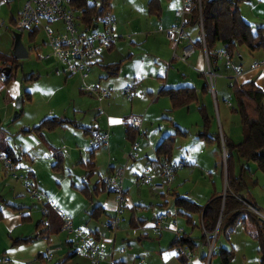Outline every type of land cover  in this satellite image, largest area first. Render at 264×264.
I'll return each instance as SVG.
<instances>
[{"label":"rangeland","instance_id":"rangeland-1","mask_svg":"<svg viewBox=\"0 0 264 264\" xmlns=\"http://www.w3.org/2000/svg\"><path fill=\"white\" fill-rule=\"evenodd\" d=\"M93 1L94 0H87L88 3H93ZM160 1L162 9L164 10L165 19H171L174 21L175 16L173 15V12L175 9L182 8V0ZM233 1L237 4V7H240L239 9L242 10V16H245L244 19L252 25L254 31H256L259 26L264 25V0ZM23 2V0H0V53L2 54L10 55L12 53L14 41L13 33L18 32L14 20L19 17ZM97 3H99V0H97ZM110 11L114 16V26L118 27V32L121 36L117 39L118 46L111 57L115 60H123L119 75L114 77L105 78L104 76L106 73L103 69H101L102 72L98 73L95 72V70L94 72L92 71V73L86 78H83L78 73L72 74L66 63H62L52 56L43 58L50 52L48 45L44 44L45 36L43 31L40 30L37 34L31 36L29 29L20 30L21 41L28 49V55L18 60L19 65L16 68V78L6 86L8 93H6L5 90L0 93V124L2 127H5L8 132V141L13 146L19 145L18 140H20V136L24 135H21L22 133L12 135V133L18 132L27 124L33 125L46 116L58 115L74 118L75 120L85 123V125H98L101 128L99 132L109 133V131H102L109 118H114V115L122 118L124 115L132 111L134 116L143 117L145 123L144 127L147 129L146 136L152 141L153 149L160 144L168 147L171 152V163L181 162L184 157L187 160L191 158L189 160V162L191 161L192 163L191 166L184 168L180 167L175 172L174 176L179 175L180 177H176L175 184L181 193L191 191L188 193L199 195V203L204 206L207 202V195L211 193L210 189H208V194L205 193L206 187L204 184L207 183V186H212L210 183L213 181V178H211L207 172L202 173L200 166L198 165H210L213 167V171H215L214 154H217L218 156L216 155V159L218 160V169L215 171L216 185L217 187H220L219 189H223L224 175H220L222 171L223 173L225 172L226 168L223 137L225 138V136H227V131H230L233 135L238 137L239 141L243 139L241 118L236 110L237 102L233 94L232 86L230 85L233 82V79L229 77V74L225 73L224 70L227 67H225L224 63L219 59L218 68L214 70L216 75L214 80L216 94L215 92L213 93L210 86L208 91L209 94L207 93L205 98L202 96V93H200L198 101L190 104L188 108L182 107L174 110L170 106L168 97L158 95L157 93L158 88H156L155 84L162 80V77L158 75L163 74L165 77V72L168 71L171 75V80L176 83L178 79L183 78L182 75L178 73V71L181 73L179 65L183 64L188 69L193 70L191 72V77H186L188 81L186 82V85H193L195 83L193 81L198 80L199 70L194 68V65L189 62V57H187L186 60H182L180 56L182 53L179 54L177 51L176 53L172 50L171 54H169V60L171 59L172 61L174 59L171 67H161V73H158V70L151 71L154 69L155 65L153 61L154 57L157 51H159L156 47L157 42L158 45H160V37H166L167 42L172 43L174 48L175 43L168 38L166 32L159 31V37H157L156 42V40H154L155 35L151 33V30L146 29V22L150 16L148 12V0H112ZM185 14L186 13L183 14L182 18H184ZM82 15L83 13L81 9L77 8L76 16L79 18L77 19V25L79 27L85 25L81 20ZM154 18L157 20V17ZM176 19L180 20L181 18ZM52 25H54V23H52ZM139 25H141L142 28L138 30V32L142 30V33L138 34V36H134L132 31L139 28ZM159 26H162L164 29L170 28V26L165 27L163 23H157V29ZM187 27L189 29L193 28L194 30L191 35L192 39L198 40L200 37L199 25L197 23L196 25L191 23L185 24V32ZM238 50L247 51L246 47L243 45L237 48L233 54L235 63H241L238 56ZM104 54H107L106 50H103V55ZM130 54H132L131 58H125ZM39 56H42V58ZM203 56L206 70L208 62L205 54ZM56 66L59 67L58 71L55 69ZM16 69L14 68V71ZM32 72L35 73L34 77L36 78L33 77L32 79L27 80L26 76L31 75ZM128 85L134 86L130 97L125 94V88ZM151 86L154 87V94L148 93L147 87ZM108 87L112 89V92L107 98H101L94 92L96 89L102 90ZM28 89L32 94V100L30 102L25 100V91ZM156 96H159V98L153 103L154 101L152 100H154ZM19 98L24 100V104L19 107L22 109L23 113L20 117L15 119V121H12V119L18 114L19 108L15 107V103ZM163 102H166V107H163ZM201 102L206 104V110L210 121L209 133L215 137L212 142H207L200 139L198 136V132L203 129L204 123L206 122L203 117L200 116L198 111L197 105ZM11 103L12 105H10ZM149 106H151V108L148 111L149 113L147 114V117H145L146 110ZM153 114H156L158 118H156L154 124L151 126L150 123ZM167 117H169V119ZM174 124L179 126L182 130H185L186 134L180 132L177 133L176 130L179 129V127L174 126ZM68 130H70L71 134L75 133L79 137H83L82 130L76 126H71ZM26 138L36 142V139L32 135H26ZM51 139L54 141V145L60 146L61 150H64V142L67 141L66 145L68 143V145L75 146L76 141V137H69L66 139L64 137V131L61 129L55 130L51 135ZM141 139L138 138L139 141ZM216 141L217 144L215 143ZM105 144L106 143L103 145L101 144L99 147L93 149L95 154H98L97 157L96 155L95 157L97 162L96 166L98 168L97 171L100 177L104 178L106 171L110 167V160L117 165V167L125 166L128 168L126 169L127 173H131L132 170L130 165L134 160H125L128 151L126 154L124 152H121L118 155L113 154V157L111 158L106 152V147H104ZM34 145L36 146V144ZM88 150L90 151L88 143H86L83 151V160H87L89 157ZM203 150H211L212 153H214L212 154L213 157H205L204 155L199 156ZM42 151L50 156V158L53 157L51 151H45L38 148L33 151V154H40ZM147 152L148 150H145L141 156L135 159L136 163H134L133 167L137 169L136 171L142 170L147 163L145 158ZM64 153L66 154V152ZM138 153L140 155V152ZM66 155L68 157L64 160V163L60 168L52 167L55 161L54 158L51 160L37 158V167L40 169L44 168V171L41 170L40 173V181L42 185L49 190H54L61 201L67 203L70 207L76 208L78 205H81L85 199L76 186H73L70 182L74 179V183L77 187L81 186L82 183L81 181L79 182L78 175H82V173L85 172V168L79 163L81 158L77 151L74 155H71V153ZM153 156L154 155H151V158ZM196 161H198L199 164H196ZM244 162L250 167V171L246 170L248 181H246V184L244 185H239L240 192L246 197L250 196L256 203L255 208L252 210L255 211L259 217L260 215L264 216V173H262L264 171H261L257 167V164L252 161ZM234 163H236V161H234ZM17 167V172L21 174L19 164H17ZM94 175V178H97V174L95 173ZM124 177L126 176L124 175ZM14 180L19 181V184L23 185L25 188L24 194L27 196V202L31 206L32 218L34 220L36 219L34 223L37 222V220L41 218L42 204L46 202L45 193H41V190L37 188L40 195L38 197H32L28 188L23 182H21V180ZM221 181H223V183ZM93 182L95 181L92 180V183ZM135 183L136 182L129 184V195L135 199L145 194L148 200V202L145 200L146 203L144 205L137 207L138 210L141 211L140 213L146 217L144 223L149 224L152 221L154 222L151 209H154L155 212L170 211L175 214L176 218L183 220L185 227H187L193 235L200 236L202 228L197 214H193L194 224L187 223L184 216L177 214L173 196L166 193L165 190L156 189L154 185L152 186L157 192H159L157 197L160 200L154 201L153 206L151 207L149 201L153 200H151L152 196L148 195L149 186L141 184L137 186ZM162 192L165 194V197L160 195ZM165 200L167 201V205H161L164 204ZM129 212L130 209L127 208L122 215L123 217L120 213V219L123 218V220H120L121 224H119L120 226H118L116 231L125 232L126 229H129V232H137L139 230L137 227L139 224L137 215L136 226H129ZM80 217L81 215L76 217L74 221L75 225L80 222ZM104 217L105 215H102L97 220H91V224L95 221L100 223L103 232H106L108 231V228L105 225H102ZM81 223L82 224H79V226L86 229L89 228V226H85V222ZM22 228L24 231H30L31 225L27 223ZM251 230L252 225L250 220H247L245 223L243 220L237 221L233 231L229 233L224 230L223 226L215 242L216 254L211 258V262L207 260L210 244L208 243L207 246L203 245V250L207 255L205 264H220L221 258L218 255V251L221 248L232 252L231 261L228 264H259L260 253L258 251V243L252 237ZM142 232V230L138 231V233ZM153 232L150 231V240L156 242L159 239V236L155 235ZM110 235L111 234H109V236ZM131 237H133V235ZM164 241V243H167V238ZM146 244V249L149 251L148 248L151 247V245L148 243ZM163 247L165 250L172 249L169 246V242ZM126 248L129 249L125 245V249ZM148 253V255L146 254L144 256L146 260H150V257L153 255L150 251ZM169 255L170 258L174 259L175 254L173 251H170ZM44 264H54V262L46 260Z\"/></svg>","mask_w":264,"mask_h":264},{"label":"crops","instance_id":"crops-1","mask_svg":"<svg viewBox=\"0 0 264 264\" xmlns=\"http://www.w3.org/2000/svg\"><path fill=\"white\" fill-rule=\"evenodd\" d=\"M176 10L178 9H175V11ZM239 10L240 12H242L241 9ZM175 11L173 12L174 16H175ZM148 12L150 16H149L148 21L146 22L147 24L146 29L151 30V33L155 35L154 40H156V42H157V37H159V32H161L157 29V23H161V24L163 23L165 27H169L183 20L185 24L191 23V24L196 25V23H192L190 21L191 20L190 12L186 13L184 15V18L181 17L180 20L179 19L177 20L176 18L178 17L176 16L174 18V21L171 19H165L164 10L162 9L160 0H152V2L151 0H148ZM154 17H157V20H155ZM243 18H245L244 15H243ZM17 19L16 20L13 19L15 23L17 22ZM261 26H264V25H261ZM141 28H142L141 25H139V28L132 31L134 36L135 35L138 36V34L142 33V30L138 32V30H140ZM114 29L117 35V38H116L117 40L121 36L119 35L118 27L114 26ZM40 30L41 28H30L29 32L31 33V31H35V34H37V32ZM193 32H194L193 28L189 29L187 27L186 32H185L186 34L185 39H183L180 43L175 45V48L172 43L167 42L166 37H160V45H158V42H157L156 48H158L159 51H157L154 57L153 61L155 65H154V69H152L151 71L158 70L157 71L158 73H161L160 69L161 67L163 68V66H166V68L171 67L174 59L172 61L171 59L169 60V54H171L172 50H174L175 52L177 51L179 54H181L184 46H186L187 44H192L195 47L194 52L190 56H188L189 62H191L192 65H194V68L199 70L198 80L193 81L195 82L194 84L192 83L193 85H186V82H188L186 77L187 76L191 77V74H192L191 72L193 70L188 69L183 64L179 65L181 68L179 69L181 70V73L180 71H178V73L181 74L183 78L178 79L176 83L175 81L171 80V75L169 74L168 71L165 72V75H166L165 77L163 76V74L158 75L162 77V80L158 81L155 84L156 88H158L157 93L158 95L168 97L171 108H172V105H171V100L169 96L163 93L162 94L159 93L160 90L163 88L177 87V86L194 87L196 95H197V101H198V96L200 95V93H202V96L204 98H205V95H207V93L209 94L208 92L209 87L205 86L206 79H205V64L203 61V57H204L203 47H200L198 44L199 40L200 39L202 40L201 26H199L200 37L198 40L192 39L191 35ZM116 40L108 49H106L107 54L103 55V51L100 53L96 61L91 65V70L89 72V75L90 73H92V71L94 72V70L97 73L102 72L101 69H103L106 73V75L104 76L105 78L114 77V76L119 75L123 60H115L113 59V57H111L113 52L116 50L118 46V40L117 42ZM218 43L219 42H217L214 45V52L223 49L222 44H218ZM44 44H46V42H44ZM239 47L240 46H238L237 48ZM233 54L232 56L229 55L230 56L229 65H226L225 60L221 59L225 67H227L224 70L225 73L229 74V77L233 79V82L245 83L248 81H254L262 90H264V65L253 67V64L255 62L264 63V50H257L252 53L249 52L248 49L247 51L238 50V56H239V60L241 63L234 62ZM129 57L131 58L132 54H130L129 56L125 58H129ZM43 58H48V57L46 55ZM219 59L220 58H216V57L214 58V64H213L215 68L214 70L218 68ZM118 62H121V64L117 72H114L113 70H111L113 68H110L107 66L108 64H114ZM55 69L56 71H58L59 67L56 66ZM4 71L2 72V75H0V93L3 90H5V92L8 93V89L6 88V86L15 80L17 69L15 71L13 69L10 77L7 80H5L3 76H8L10 74V70L7 75L4 74ZM34 74L35 73L32 72L31 75L26 76V79L27 80L32 79L34 77ZM147 88H148L147 89L148 93L154 94L155 90L153 86L147 87ZM214 92L216 94V90H214ZM25 94H26L25 100L30 102L32 100L31 91L28 89L25 91ZM158 98L159 96H156V98L152 100L154 101L153 103H155L158 100ZM204 102L199 103L197 105L198 108L200 106H204L206 109V104ZM17 103H20V107H21L22 104H24V100L19 98L15 103V107ZM10 105H12V103ZM166 106H167L166 102H163V107H166ZM182 107H186V106H182ZM182 107H178V108H182ZM188 107L189 106H187V108ZM150 108L151 106H149L148 109L146 110L145 117H147V114L149 113L148 111ZM22 113H23L22 109L19 108L17 116H15L12 119V121H15V119L20 117ZM130 115H134L132 111L124 115L122 118L114 115L113 116L114 118L108 119L102 131H109L108 138L105 141L106 144L104 146L106 147V152L108 153V156L112 158L113 154L118 155L121 152H124L126 154V152L128 151L125 157V160L126 161H129V159L134 160L130 165L131 170H132L131 173L128 174L126 170L128 168H126L125 173H124L126 177H124L122 181L123 189L125 192V195H124L125 199L122 203L121 216L125 213L127 208H129L130 209V212L128 214L129 226H134V225L136 226L137 224L136 215H137L138 222H139L137 227L139 230L143 231L142 233H138L139 230L137 232H129V229H126L125 232L120 231L121 232L120 233L119 231H116L115 234H113L108 229L109 234H111L109 236L108 231L103 232L100 226V223L95 221L94 223L91 224L93 220H97L98 218H100V216L105 215L102 221V225H105L106 218L110 215H113L118 208V200H117L116 195L113 192L107 190L104 184L105 177L112 175L115 172L117 165L112 163L110 160L109 162L110 167L106 171L104 178L103 177L101 178L97 171L98 168L96 166L97 164L96 157L98 154H95V151L93 150L92 151L88 150L89 157L87 158V160H83V157H84L83 151L85 149L86 143H88L89 141L90 130L92 131L96 130L99 132L101 128L98 125H94V124L85 125V123H82L81 121L75 120L74 118H68L67 116L65 117L62 115L61 116L60 115L46 116L40 121H38L37 123H34L33 125L27 124L25 127L21 128L18 132L12 133V135L19 134V133H22L21 135H24V136H20V140H18L19 145L13 146L8 141V132L6 128L2 127V125L0 124V152L12 154V156H14L17 159L16 162L17 164H19L21 173L28 174L31 177L35 187L40 189L41 193H45V195L47 194V196L50 197V198L48 197L50 202L56 204L57 206H59L60 209L63 210V212L71 216L73 223L76 217L78 215H81L80 222L76 223V225L82 224L81 222H85L84 223L85 226H89V228L87 229L91 231L93 234H95L97 237H99V239H101L105 243L108 250L113 248V254H112V259H111L113 262H116L118 264L130 263L139 257L145 258L144 256L146 254L148 255L149 254L148 252L150 251L153 255L150 257V260L149 259L147 260L149 264H183L184 262L183 259L176 255L173 248L165 250L163 247L166 244H168V242H169V246H171L173 239L177 235L183 233L185 234V237H191L193 241V242H190V244L193 245L191 264H205L206 258L204 259V256L206 255V252L203 250V247H204L203 245L207 246L209 243L208 233L205 234L204 231L202 230V233L200 234V236L193 235V233H191L187 229V227H185L183 220L180 218H176L175 215L173 217L165 218L161 229L158 232H153L154 227L156 225L157 217L160 214H163L165 211L155 212L154 209H151L152 219H154V222L152 221L149 224H146L144 223L146 221V217H144V215L140 213L141 211L138 210L137 208L146 203L145 201L147 200L146 195L143 194V196H139L138 198H135V199L129 195L130 194L129 184L136 182L135 184L137 186L139 185L137 184V182H138V177L141 174L140 171H142L146 165H150L152 169L154 170L155 176L153 178V183L158 184V183L164 182L163 178L160 177L158 174L160 163L164 161L165 157L169 158L170 163L172 161L170 157L171 152L168 147L164 146L163 144H160L156 146L155 149H153L152 141L149 140L146 136L147 129L144 127L145 123L143 121L142 116H141L142 126H141L139 134L135 128L126 126L123 123V120ZM53 117L63 119L64 123L56 126L55 128L51 130L45 129V128H39V130L37 131H28V132L24 131V130H32L33 128L37 127L40 124V122L43 121L44 119L53 118ZM163 117H166V116H163ZM156 118H158L157 115L153 114V117L150 123L151 126L154 124ZM167 118L169 119V117ZM71 126H76L77 128L81 129L83 132V137H79L75 133L71 134L70 130H68L69 127ZM174 126H177V125L174 124ZM58 129H61L62 131H64V137L66 139H68L69 137H74V138L76 137L75 146L68 145V143L66 145V142H67L66 141L64 142V148H63L64 150H61L60 146L54 145V141L51 139V135L55 130H58ZM179 131L180 132L183 131L185 132L183 134H186V131L182 130L180 127L179 129L176 130V132L178 133ZM26 135H32L36 139V142L34 140H28L26 138ZM134 137L137 140L138 138L140 139L142 138L140 141L138 140V143L140 145L138 147V152H140V155H138V157L141 156L145 150H148V152L145 154L147 163L140 171H136L137 169L133 167L134 163H136L135 161L136 158L129 157V150H130L129 146H131V143ZM226 138L234 143L240 142L238 137L233 135L230 131H227ZM215 143L217 144V141ZM24 144H31V145H24ZM34 144H36V146ZM37 148L52 152V156H53L52 158H54L55 160L52 165L53 168L62 167L64 160L68 157L66 154L69 155V153H71V155H74L76 151L78 152L79 157L81 158L80 159L81 161H79V163H81L85 168L84 170L85 172H83L82 175L81 174L78 175L79 182L81 181L82 185L77 187V185L74 183L75 182L74 179L71 180L70 183L73 186H76V188L81 192L82 196L85 199L84 200L85 202L83 201L81 205H78V207L76 208L70 207V205H68L67 203L59 199L58 194L55 193L54 190H49L48 188L44 187V185H42L40 181V173H41V170L44 171V168L40 169L39 167H37L38 166L37 158H46L50 160L52 158L46 155V153H44L43 151L40 154L34 155L33 151ZM64 152H66V154ZM212 154L214 153H212L211 150H203L201 151L199 156L204 155L205 157L206 156L213 157ZM151 155H154V156L151 158ZM216 155L217 154H214V160H215L214 170L215 171L218 169V160L216 159ZM190 159L191 158L187 160L184 157L182 159L183 166L181 167L184 168V167L191 166L192 163L191 161L189 162ZM235 159H236L235 160L236 163H234L233 176L237 177V176H240L241 174V179H238L237 181L238 183L236 185L238 194L242 195L243 197H246L240 192L239 185L240 184L244 185L246 184V181H248V178L246 176V170L250 171V167L244 162L245 160H240L237 158ZM196 164H199V162L196 161ZM198 166H200L202 173L207 172V174L210 175L211 178H213V181L210 183L212 186H207L208 185L207 183L204 184L206 187L205 193L208 194V189L211 190V193L207 195L206 204L215 195L221 196L224 198L225 193H226V184H227L226 168H225V172L223 173L222 168L220 166V169L222 171L220 175L221 176L224 175V183L223 181H221L223 183V189H219L220 187H217L216 185V176H215V171H213V167L210 165L209 166L198 165ZM95 173L97 174L96 175L97 178H94ZM177 176L179 177V175L174 176V179L170 185L169 184L165 185L164 190L166 191V193H169L173 196L174 205L177 209L176 211L178 215L184 216L185 221L187 223L194 224L193 214H197L200 220V225H201V216L199 213H194L191 210L178 207L175 203V198H176V195L178 194L181 196L188 197L194 202H196L197 204L201 205L199 203L200 201L199 195H193L192 193H188L191 191H186V192L181 193L178 190L177 185L175 184ZM92 180H94L95 182L92 183ZM147 186H149L148 195H151L152 196L151 200H153V201H149V204L152 207L154 201L160 200L157 197V194H159V192H157V190L152 186V184H149ZM83 187L85 189L84 192L81 191V188ZM24 193H25V188L23 187V185L19 184V181H15L10 175H8V173L4 169L2 162L0 161V217H1L0 218V264H44L46 260L50 262L53 261L54 264H91L90 259L86 255L84 254L80 255V253L76 251V244L73 238L71 237V235L66 234L60 229V221L58 219V216L53 211H51L50 216H49V218H51L52 227H49L48 229V225L46 224V222L48 221V218L45 217L43 214L45 209H48L49 207V202L47 200L46 202H44V204H42L41 218L38 219L37 222L34 223L36 219L34 220L32 218V210L30 208L31 206L28 204L27 196ZM160 195L165 197V194H163V192L160 193ZM246 198H248L254 205H256L255 201H253V199L250 196ZM161 205H164V206L167 205V201L165 200L164 204H161ZM16 207H18L19 209L18 210L15 209ZM43 220H45L44 224L42 223ZM121 220H123V218H121ZM241 220H243V222L245 223L249 219L243 218ZM27 223L31 225L30 231H24L22 228ZM119 224H121V221ZM251 225H252L251 235L253 236V230H254L253 224L251 223ZM150 231H152L155 235L159 236V239L156 242L150 240ZM132 235L133 237H131ZM24 238H32V240L28 243H15L16 240L24 239ZM166 238H167V243H164L165 242L164 240ZM146 243L151 245V247L148 248L149 251L146 249L147 247ZM125 245L129 249L127 248L125 249ZM121 248H124L125 250L123 252H120L119 250ZM170 251L174 252L175 254L174 259L170 258V255H169ZM210 260L208 261L211 262ZM101 264H109V259L108 258L104 259L101 262ZM220 264H222L221 261H220Z\"/></svg>","mask_w":264,"mask_h":264},{"label":"trees","instance_id":"trees-1","mask_svg":"<svg viewBox=\"0 0 264 264\" xmlns=\"http://www.w3.org/2000/svg\"><path fill=\"white\" fill-rule=\"evenodd\" d=\"M191 2L190 21L192 23H198L199 26L202 25L208 60L213 69L214 58H217L214 52V45L217 42L222 44L223 50H225L230 56H232L237 47L241 45L245 46L251 53L257 50H264V26H259L256 31H254L252 26L243 18L239 8L233 0H191ZM70 3L81 9L83 13L81 20L87 26L92 25V21L97 16L103 14L105 11H110L111 9V0H99V3H97V0H94L93 3H88L87 0H70ZM34 34L35 31H31V36ZM198 44L200 47L204 46L201 39ZM120 64L121 62H118L108 64L107 66L113 68L111 70L114 72H117ZM18 65V59H16L12 53L10 55L0 53V75H2L4 70H10V74L4 76L5 80L10 77L13 69H16ZM205 86L208 87L207 82ZM231 86L237 102L236 110L241 118L243 139L239 143H234L228 140L226 136L225 138L223 137L227 174L225 196L223 198L215 195L205 206H201L190 198L177 194L175 203L178 207L200 214L201 228L205 234L208 233L209 239L217 229V225L220 221L215 242L223 226L224 230L229 233L234 229L237 221L243 218L249 219L253 224L254 229L252 237L258 243V251L260 253L259 264H264V219L260 218L258 214L252 210V208H255V205L248 198L238 194L236 185L238 179H241V174L237 177L233 176L235 158L245 161H253L261 171H264V156L259 154L260 150L264 148V90H262L254 81H248L245 83L232 82ZM159 93L169 96L173 109L182 106L187 107L190 104L197 102L195 89L191 86L167 87L161 89ZM198 111L206 121L203 129L198 133V136L207 142H212L215 137L209 133L210 121L208 113L204 106H200ZM63 123L64 120L57 117L47 118L40 122L38 125L39 127L37 126L32 130L24 131H37L39 128L51 130ZM91 131L92 130H90V133ZM180 133L183 134L185 132L181 131ZM92 150L93 149L90 151ZM5 154L12 157L15 161L17 160L12 154ZM164 160L169 162L168 157H165ZM84 190V187L81 188L82 192H84ZM15 209L18 210L19 208L16 207ZM50 213L51 211L46 210L43 212L44 216L48 218V229L49 227H52L51 218H49ZM58 219L60 221L59 217ZM44 221L45 220L42 221L43 224L45 223ZM61 226L62 223L60 221V229ZM31 240L32 238L18 239L15 243H28ZM190 242H193L192 238L185 237V234L182 233L180 236H176L173 239L170 247L174 249L175 247L184 245L192 250L193 245L190 244ZM215 242L210 259L216 254ZM231 254V251L221 248L218 251L221 263L228 264L231 261ZM176 255L183 259L184 264L185 260L182 255L177 253ZM206 257L207 255L204 256V259ZM112 264L118 263L112 261Z\"/></svg>","mask_w":264,"mask_h":264},{"label":"built area","instance_id":"built-area-1","mask_svg":"<svg viewBox=\"0 0 264 264\" xmlns=\"http://www.w3.org/2000/svg\"><path fill=\"white\" fill-rule=\"evenodd\" d=\"M183 6L181 9L175 11V16L181 18L184 13L190 12L192 2L191 0H182ZM77 7L70 3V0H24L22 9L19 13V17L16 22L17 28L30 29L41 28L45 36V42L49 47V54L47 57L52 56L62 63L68 65L71 73H78L83 78L89 75L91 65L96 61L98 56L103 50L108 49L116 40L117 35L114 29V16L111 11H105L103 14L97 16L92 25L79 27L77 25L76 16ZM54 23V25H52ZM185 22H180L170 26L168 29H164L162 26L158 27L161 32H166L169 39L173 40L175 45L185 39L186 34L184 30ZM201 38L203 42V53L208 62V67L205 70V78L208 87L211 86L214 93V69L209 64L208 53L205 47L204 33L201 25ZM195 50L194 45L187 44L184 46L182 54L180 55L182 60H186ZM217 58L224 59L226 65L230 64V56L225 50H218L215 52ZM42 58V56H39ZM264 65L262 62H255L253 67ZM4 77V76H3ZM134 89L133 85H128L125 88V94L130 97L131 91ZM94 92L101 98H107L111 95L112 89L110 87L106 89H96ZM126 126L133 127L137 130L138 134L142 126V117L130 115L123 120ZM108 138V132H98L96 130L91 131L88 141L89 149H95L101 144L103 145ZM139 143L137 139H134L131 143L129 150L130 158L138 157ZM0 161L2 162L5 171L13 179L21 180L28 188L32 197H38L40 192L35 187L31 177L28 174H19L17 172V162L12 157L5 153L0 154ZM183 166V162L170 163L166 160L160 163L158 174L163 178V183L154 184L153 178L155 176L154 170L150 165H146L141 174L138 177L137 184L149 185L152 184L156 189L164 190L165 185L171 184L174 179V174L178 168ZM125 166H119L116 168L112 175L106 176L104 184L107 190L113 192L118 200V208L113 215H110L105 220V226L115 234L119 223L122 203L125 199V192L123 189L122 181L125 173ZM46 200L49 202L48 209L46 211H53L62 223L61 230L68 235H71L75 244L76 251L80 254L86 255L91 264H101V262L108 258L109 264H112L113 248L107 249L105 243L97 238L88 229L75 225L71 216L63 212L56 204L49 201L47 195ZM175 214L170 211H165L160 214L156 219V225L154 232H158L163 226V221L167 217H173ZM48 221L46 222V224ZM218 229V225H217ZM217 229L209 239V255L210 260L214 242L217 234ZM177 236H180L177 235ZM125 249L121 248L119 251L123 252ZM174 252L182 255L185 260L184 264H191L192 250L187 246H178L174 248ZM4 260V259H3ZM5 261V260H4ZM125 264H149L143 257H139L136 260Z\"/></svg>","mask_w":264,"mask_h":264},{"label":"water","instance_id":"water-1","mask_svg":"<svg viewBox=\"0 0 264 264\" xmlns=\"http://www.w3.org/2000/svg\"><path fill=\"white\" fill-rule=\"evenodd\" d=\"M20 30H22L21 28H18V32H14V41H13V47H12V54L16 59H21L23 57H26L28 55V49L24 46V44L21 41V33ZM9 73V69H7L6 71H4V74H8ZM17 108L20 107V103H17L16 105ZM259 154L261 156H264V148H262L259 152ZM260 218L264 219V216L260 215ZM220 223V221H219ZM218 223V225H219Z\"/></svg>","mask_w":264,"mask_h":264},{"label":"bare ground","instance_id":"bare-ground-1","mask_svg":"<svg viewBox=\"0 0 264 264\" xmlns=\"http://www.w3.org/2000/svg\"><path fill=\"white\" fill-rule=\"evenodd\" d=\"M140 146V145H139Z\"/></svg>","mask_w":264,"mask_h":264}]
</instances>
